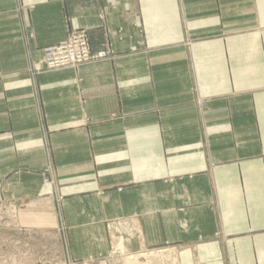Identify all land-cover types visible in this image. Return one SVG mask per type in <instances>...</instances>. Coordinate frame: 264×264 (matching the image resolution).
Returning <instances> with one entry per match:
<instances>
[{
	"label": "crops",
	"instance_id": "1",
	"mask_svg": "<svg viewBox=\"0 0 264 264\" xmlns=\"http://www.w3.org/2000/svg\"><path fill=\"white\" fill-rule=\"evenodd\" d=\"M70 31L111 58L35 71ZM0 201L71 261L134 217L181 264H264V0H0Z\"/></svg>",
	"mask_w": 264,
	"mask_h": 264
},
{
	"label": "rangeland",
	"instance_id": "2",
	"mask_svg": "<svg viewBox=\"0 0 264 264\" xmlns=\"http://www.w3.org/2000/svg\"><path fill=\"white\" fill-rule=\"evenodd\" d=\"M91 52L108 53L106 59L95 63L107 61L113 54L110 49ZM41 181L44 185H53L48 170L41 174ZM18 216L15 205L0 201V264H130L127 262L129 259L134 264H145L136 256L149 253H156L155 260L160 264H181L179 245L166 242L153 247L145 246L143 233L134 217H119L104 223L109 238L106 253L90 255L83 261H71L56 245L53 240L56 235L52 231L23 230L16 224Z\"/></svg>",
	"mask_w": 264,
	"mask_h": 264
},
{
	"label": "built area",
	"instance_id": "3",
	"mask_svg": "<svg viewBox=\"0 0 264 264\" xmlns=\"http://www.w3.org/2000/svg\"><path fill=\"white\" fill-rule=\"evenodd\" d=\"M107 56V52H91L85 31L70 32L61 43L44 49L42 63L35 71L76 70L104 60Z\"/></svg>",
	"mask_w": 264,
	"mask_h": 264
},
{
	"label": "bare ground",
	"instance_id": "4",
	"mask_svg": "<svg viewBox=\"0 0 264 264\" xmlns=\"http://www.w3.org/2000/svg\"><path fill=\"white\" fill-rule=\"evenodd\" d=\"M156 256H157L156 253H149V254H142V255H139V256H136V257L139 259V261L140 260L144 261L145 264H160L158 261L155 260ZM127 262L130 263V264H134V262L131 261L130 259L127 260Z\"/></svg>",
	"mask_w": 264,
	"mask_h": 264
}]
</instances>
